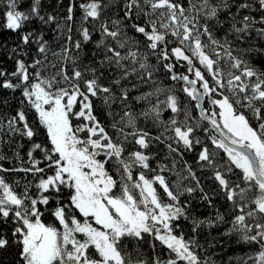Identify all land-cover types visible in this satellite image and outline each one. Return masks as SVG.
<instances>
[{
  "label": "trees",
  "instance_id": "16d2710c",
  "mask_svg": "<svg viewBox=\"0 0 264 264\" xmlns=\"http://www.w3.org/2000/svg\"><path fill=\"white\" fill-rule=\"evenodd\" d=\"M196 68L208 120L184 78ZM36 85L50 97L76 94L70 130L113 180V198L141 207L140 177L153 179L192 264H264L259 183L209 121L225 98L264 144V0H0V264H26L25 219L60 231L57 213L84 218L73 188L55 179L63 160ZM113 246L119 264H190L152 230ZM83 257L99 259L92 245Z\"/></svg>",
  "mask_w": 264,
  "mask_h": 264
},
{
  "label": "rangeland",
  "instance_id": "374dc122",
  "mask_svg": "<svg viewBox=\"0 0 264 264\" xmlns=\"http://www.w3.org/2000/svg\"><path fill=\"white\" fill-rule=\"evenodd\" d=\"M8 14V25H14V13ZM174 52L179 57H186L180 50ZM199 60L207 63L203 54L199 56ZM193 75V80L184 78L195 86L198 85L197 88L200 87L202 93H207V83L197 68ZM34 88L35 106L63 160L55 179L73 188L72 205L84 218L79 220L72 216L65 220L57 213L61 223L60 231L46 227L38 218L25 219L27 230L23 246L26 264H52L54 260V264H119L120 257L113 246L114 240L123 233L139 235L148 230L155 232L169 245L178 258L192 264L195 260L193 254L184 241L173 236L169 230L170 220L176 212L171 207L161 206L157 201L153 179L140 177L141 207L129 196L125 199L113 198L110 195L113 180L105 172L94 151L89 149L88 143L79 140L70 130L68 113L75 103L76 94L68 93L65 98L50 97L41 86L36 85ZM189 92L194 95L195 91L191 87ZM215 103L219 107V114L218 117L210 114V123L230 143L247 146L254 153L259 174L264 179V144L257 133L241 114H235L225 98L215 100ZM224 150L247 178H254L251 164L245 155L225 147ZM259 187L262 195L258 206L264 211V183H260ZM6 194L13 199L12 195ZM88 245L97 250L99 259L83 257ZM81 250L83 254H80Z\"/></svg>",
  "mask_w": 264,
  "mask_h": 264
},
{
  "label": "water",
  "instance_id": "95a60500",
  "mask_svg": "<svg viewBox=\"0 0 264 264\" xmlns=\"http://www.w3.org/2000/svg\"><path fill=\"white\" fill-rule=\"evenodd\" d=\"M160 41L161 42L163 41L162 37H160ZM180 79L183 81L185 80L183 77ZM186 82L189 86H191L194 89V91H195L194 97H195V100L197 102L199 113L203 119H206V117L204 116V113H203V109H202V102H203L202 92L190 80H188ZM211 125H212V129H213L215 135L219 138V140L222 142V144L224 146H226L227 148H229L231 150L238 151L248 158V160L251 164L254 179L259 183H264V179L259 174L257 158L254 155V153L247 146H239V145H235V144L230 143L228 140H226V138H224V136L218 131V129H216V127L213 124H211Z\"/></svg>",
  "mask_w": 264,
  "mask_h": 264
}]
</instances>
